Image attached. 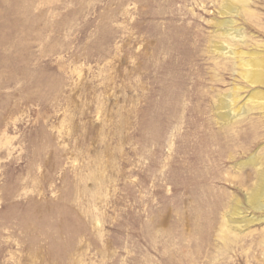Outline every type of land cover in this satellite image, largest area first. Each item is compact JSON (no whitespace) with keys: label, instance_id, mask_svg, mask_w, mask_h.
<instances>
[{"label":"rangeland","instance_id":"374dc122","mask_svg":"<svg viewBox=\"0 0 264 264\" xmlns=\"http://www.w3.org/2000/svg\"><path fill=\"white\" fill-rule=\"evenodd\" d=\"M231 2L0 0V264H264L256 169H237L264 163V106L248 101L264 85L240 65L264 56V0ZM175 85L199 100L168 109ZM189 105L204 112L199 144L224 160L208 203L181 187ZM235 198L250 222L226 231Z\"/></svg>","mask_w":264,"mask_h":264},{"label":"bare ground","instance_id":"6f19581e","mask_svg":"<svg viewBox=\"0 0 264 264\" xmlns=\"http://www.w3.org/2000/svg\"><path fill=\"white\" fill-rule=\"evenodd\" d=\"M234 10H235V6L231 2V0H226V3L223 6L222 13L230 14L233 13ZM229 23H231L230 20L219 21L220 25H226ZM217 49L222 50L225 49V47L221 45H217ZM233 54H236V52H234ZM246 54H248L249 57H246L248 56ZM240 65L243 67L242 77L244 79H246L251 84L264 85L263 55L259 54L258 52H252V53L245 52L240 59ZM163 92H164L165 100L168 102V109L173 108L174 105L177 106V103H179V97L181 93L192 96L194 100L197 101L199 100V97H197L198 94L196 93V89L194 86L193 88H186L184 86L176 87L175 85L170 90H167L163 87ZM230 97H232V95ZM170 98L174 99L175 103L173 106L169 108L170 103L173 104ZM220 101L221 103L219 102L220 103L219 107L217 106L219 110L222 108L224 109L229 108V110L224 113L220 112L219 116L224 121H229L231 119V112H230L231 102L235 101V98H231L230 100L222 98L220 99ZM248 101L249 102L251 101L256 106H264V92L260 89L254 91L251 94V96L248 98ZM244 106L245 105L240 107L238 113H241L243 109H245ZM168 115L170 114L168 113ZM184 117H185V121H183L184 129L181 131V135H180L181 137V146L179 148L180 163L178 165L182 177L181 187L185 190L183 196H185V198L192 200L193 202L202 201V203L203 202L208 203L209 201L211 202V200L217 198V195L215 193V189H216L215 187L221 184L222 183L221 181L224 178L217 171V167L220 164V161H222L223 159L219 158L220 156L219 154H217V151H214L212 148H210V145L212 143L214 144V142L205 141L207 143L205 146L204 145L201 146L199 144L198 140L199 137L201 136V133L202 135L205 134L204 133L205 130H203L200 126L201 121L204 118L203 110L200 109L199 106H195V105H189L188 107L186 106V114ZM196 151H202V153L198 154L196 153ZM257 155L253 154L247 160L239 162L237 165L238 167L237 169L238 171H241L245 167H249V166L255 167L256 183L252 188L251 192L247 193L248 194L247 202L250 204L252 208L263 209L264 208V163ZM226 180H231L233 182L234 188L241 189L249 182L250 175L246 176L245 179H240L237 176H233ZM229 185L231 186V184ZM233 201H235V203L231 206L230 210L228 208L229 211L225 214L226 215L225 217L227 218H226V224L223 226V229L226 231H231V223L234 221L235 222L239 221V223H242L243 221L248 220V222H250L249 219L237 220L236 217H238L242 213L241 211L242 208L240 207L241 201L238 198H235V200ZM203 207H205V205H203ZM201 219H203V217Z\"/></svg>","mask_w":264,"mask_h":264}]
</instances>
